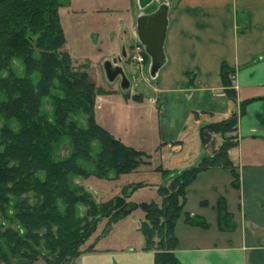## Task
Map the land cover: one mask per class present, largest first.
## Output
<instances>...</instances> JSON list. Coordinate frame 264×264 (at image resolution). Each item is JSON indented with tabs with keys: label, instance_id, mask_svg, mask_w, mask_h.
<instances>
[{
	"label": "trees",
	"instance_id": "trees-1",
	"mask_svg": "<svg viewBox=\"0 0 264 264\" xmlns=\"http://www.w3.org/2000/svg\"><path fill=\"white\" fill-rule=\"evenodd\" d=\"M64 4L0 0V218L17 224L13 229L0 223V259L30 264L41 256L42 247L52 254L51 264H61L80 255L77 248L95 231L99 217L114 224L139 209L143 249L153 253V264H179L175 226L184 214L188 186L213 167L229 169L236 185L227 155L235 144L227 135L235 131L238 114L200 127L202 147L211 134L222 136L218 152L179 172L156 168L162 176L156 188L159 202L130 203L124 194L99 204L89 189L78 185V178L113 179L148 165L149 156L96 123L93 109L101 90L85 70L74 69L62 51L58 10ZM232 75L222 64L221 83L234 101ZM63 144L69 151L56 157ZM79 205L85 207L83 215ZM217 208L226 222L229 215L222 200Z\"/></svg>",
	"mask_w": 264,
	"mask_h": 264
},
{
	"label": "crops",
	"instance_id": "crops-1",
	"mask_svg": "<svg viewBox=\"0 0 264 264\" xmlns=\"http://www.w3.org/2000/svg\"><path fill=\"white\" fill-rule=\"evenodd\" d=\"M160 3L168 5L165 64L147 92L150 102L160 108V138L175 143L171 151H181L185 143L179 138L185 129V116L205 113L211 119L208 125L238 114L235 145L227 153L237 174L236 185L230 170L225 169L230 176L226 193L217 191L214 205L202 196L193 210H186L188 187L184 214L175 226V257L179 264H264V0H154L144 8L140 0H132L135 22L137 16L153 12ZM222 64L233 70L234 101L221 83ZM195 124L200 122L195 120ZM222 169L200 172L199 177L201 173L208 177L203 187L217 190L211 178H217ZM199 181L193 187L200 189ZM219 200L229 215L226 222L218 213ZM139 221L138 217L129 224L124 218L115 229L137 233ZM111 229L106 242L115 244L118 236ZM136 247L97 245L81 253L77 264H153V253L143 249V237Z\"/></svg>",
	"mask_w": 264,
	"mask_h": 264
},
{
	"label": "rangeland",
	"instance_id": "rangeland-1",
	"mask_svg": "<svg viewBox=\"0 0 264 264\" xmlns=\"http://www.w3.org/2000/svg\"><path fill=\"white\" fill-rule=\"evenodd\" d=\"M131 2L132 0H65V4L58 10L64 35L62 51L69 55L73 68L85 70L95 86L101 90L95 99L93 109L96 123L126 146L149 156L148 165H141L136 171L121 174L113 179H100L94 175L78 178L79 186L98 194L99 204L118 196L122 197L124 194L125 201L130 203L139 204L150 200L159 202L156 188L162 176L156 168L168 169L169 172L182 171L188 166H194L203 155L218 152L224 141L220 134L214 133L210 135L205 147L201 146L199 126H204L211 121L205 113H198V118L194 113L184 117L185 129L181 132L179 139L185 144L181 151H171V146L175 143L163 141L160 138L161 121L158 117L160 108L155 102H150V95L147 93L153 80L148 74V69H145V64L140 66L130 58L135 44L138 43L134 30L132 31L135 18ZM113 60H115L114 64L121 68L128 82L125 90L121 89L120 76L113 81H109L106 77L103 64L106 61L113 63ZM140 94L143 96L138 98ZM215 119L219 120L220 117L215 115ZM78 120L80 124L84 122L83 118ZM195 120L200 124H195ZM233 134L232 132L227 135L230 138V144L234 143ZM200 148L202 153L197 157ZM68 151L69 149L64 148L63 144L56 157L66 155ZM229 177L228 171L222 169L217 178H211L217 184V190L214 191L213 188L203 187L206 181L208 183V177H203V173L200 177L198 175L188 186L189 189L187 188L189 198L186 210L195 209L202 196L207 197L208 201L214 205L215 197L218 196L217 191L226 193L229 189L227 183ZM198 178H200L198 183L200 189L193 187ZM79 207V214L83 215L85 207L80 205ZM138 217L140 227L143 221L141 210L132 212L125 219L130 224ZM180 221L181 219L178 222ZM0 223H4L3 227L9 226L13 229L17 226L15 222L10 223L3 217L0 218ZM117 223L112 224L109 223L108 218L99 217L95 231L78 246L79 254L91 251L97 245L114 248L122 246L124 249L137 248L136 245L142 242L140 232L135 233L133 229L131 232L127 230L123 233L124 228L115 229V226H118L115 225ZM109 228L115 230L114 235L118 236L115 244L106 242L109 240L105 238ZM38 250L41 256L39 255L30 264H51L52 254L42 247ZM80 255L72 260H65L61 264H77ZM0 264L10 263L1 258Z\"/></svg>",
	"mask_w": 264,
	"mask_h": 264
},
{
	"label": "water",
	"instance_id": "water-1",
	"mask_svg": "<svg viewBox=\"0 0 264 264\" xmlns=\"http://www.w3.org/2000/svg\"><path fill=\"white\" fill-rule=\"evenodd\" d=\"M141 8L146 7L154 0H140ZM167 11L168 5L160 3L156 10L151 13L139 15L135 22V36L138 44L143 48L148 62V74L151 79H154L159 69L165 64V55L163 44L167 27ZM112 62L106 61L103 64V69L109 81H113L117 76L121 77V89L125 90L128 82L125 79L122 70L119 66ZM95 198L98 194L92 191ZM9 260L13 263L11 256L8 254Z\"/></svg>",
	"mask_w": 264,
	"mask_h": 264
},
{
	"label": "built area",
	"instance_id": "built-area-1",
	"mask_svg": "<svg viewBox=\"0 0 264 264\" xmlns=\"http://www.w3.org/2000/svg\"><path fill=\"white\" fill-rule=\"evenodd\" d=\"M142 47L140 45H135L130 56L131 60H133L136 64L142 66L145 64V57Z\"/></svg>",
	"mask_w": 264,
	"mask_h": 264
}]
</instances>
